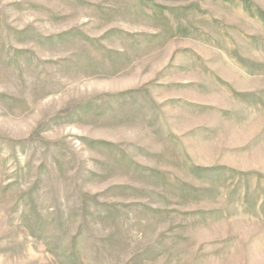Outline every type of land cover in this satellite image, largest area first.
<instances>
[{"label":"rangeland","instance_id":"rangeland-1","mask_svg":"<svg viewBox=\"0 0 264 264\" xmlns=\"http://www.w3.org/2000/svg\"><path fill=\"white\" fill-rule=\"evenodd\" d=\"M0 264H264V0H0Z\"/></svg>","mask_w":264,"mask_h":264}]
</instances>
